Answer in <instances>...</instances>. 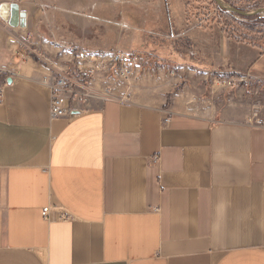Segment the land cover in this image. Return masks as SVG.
Returning <instances> with one entry per match:
<instances>
[{"label":"crops","instance_id":"obj_1","mask_svg":"<svg viewBox=\"0 0 264 264\" xmlns=\"http://www.w3.org/2000/svg\"><path fill=\"white\" fill-rule=\"evenodd\" d=\"M2 3L25 16L0 17V264H264V128L248 123L264 116V44L212 25L154 28L181 37V53L131 86L100 78L111 95L72 98L74 112L52 118L50 82L76 73L79 50L139 54L144 6L150 24L180 25L184 6ZM223 77L239 83L213 89Z\"/></svg>","mask_w":264,"mask_h":264},{"label":"built area","instance_id":"obj_2","mask_svg":"<svg viewBox=\"0 0 264 264\" xmlns=\"http://www.w3.org/2000/svg\"><path fill=\"white\" fill-rule=\"evenodd\" d=\"M142 58L132 51H112L106 53L88 52L79 50L76 53V73L69 74L67 71L57 73L50 82L49 113L52 118H67L75 110L71 99L78 103L87 98L99 96L100 93L111 95V84L109 82L100 86L101 78L123 82L131 86L134 72L141 71ZM234 84L232 79H215L212 83L213 89L224 88ZM130 92H121L120 99L127 100ZM253 126L264 128V116L256 113L248 119ZM158 158L153 157V162ZM47 210H44V214Z\"/></svg>","mask_w":264,"mask_h":264},{"label":"rangeland","instance_id":"obj_3","mask_svg":"<svg viewBox=\"0 0 264 264\" xmlns=\"http://www.w3.org/2000/svg\"><path fill=\"white\" fill-rule=\"evenodd\" d=\"M172 1H175V3L184 6L183 8L184 13L182 15L183 23L181 25L180 23L178 24L176 22L177 17L176 19L173 18V22H170L171 18L169 17V22L167 24L164 19L163 22H165V24H157L156 22H154V24H150L151 20L152 22L154 21V7L147 8L144 6L143 9L144 18L143 17L140 18L139 14H137V18L135 19L133 18V21L136 23L137 27H141L142 29H144V31L146 30L143 33L144 36H143L142 46H140L139 49H135V51L139 52V55L142 58V63H141L142 69L150 67L152 65H158V64L166 65L167 63L164 60H160L161 58H163V56L164 57L166 56L164 54L171 53V51L174 52L173 48H177V50H179L180 53L182 50V46L184 42L180 36H179L180 38L178 39L174 38L173 40L170 39L155 40L154 28H159L161 31H166L167 28V31L173 32L174 34H178L182 32L185 25L187 26L189 25L193 28H195V26L208 27L212 25L214 27L219 28L223 32V34L227 36L231 34L232 31L231 28L228 29L227 30L228 33H226V31L224 32L222 26L219 24L218 13L215 9L214 4L211 3V1L214 2V0H172ZM223 1L228 3L229 5H232L230 2H233V4H235L234 7L244 10H252L258 7H264V0H258V5L251 2V0H223ZM178 9L179 6H176V10ZM228 13L231 14L234 17V19L235 18L239 20L243 19L242 16L230 12ZM255 16H257V19L255 21L256 22L258 21V23H256L255 25L257 27H263L262 29L261 28H257V29L264 31V15H255ZM231 25L235 26L236 24H231ZM236 27L238 30L237 31L234 30V31L238 32L237 33L238 35L244 36L246 38L251 37V35L254 33L253 29L247 30L245 27H242L240 25L239 27L238 26ZM258 38H260L259 41L261 43H264V33ZM223 78L231 79L232 77H228V78L223 77ZM232 80L234 84L228 87H234L235 85L236 86L238 85L239 81L236 77L232 78ZM260 90L264 91V87Z\"/></svg>","mask_w":264,"mask_h":264},{"label":"trees","instance_id":"obj_4","mask_svg":"<svg viewBox=\"0 0 264 264\" xmlns=\"http://www.w3.org/2000/svg\"><path fill=\"white\" fill-rule=\"evenodd\" d=\"M251 2L258 5V0H251ZM211 3L214 4V6H215V9L218 13V18H219L218 22L222 26L223 31L224 32L226 31V33H228L227 30L230 28L232 29L231 34H229L228 37H231V38L233 37L236 40L248 42L250 44L255 42V41H259L260 38H258V37L261 36L264 33V31L257 29V28L262 29L263 27H257L255 25L256 23H258V21L257 22L255 21L257 19V16L253 15V16L243 17L242 20H239L237 18L234 19V17L231 14H229L226 10H224L219 5H217L215 1L214 2L211 1ZM230 3L233 6H235V4H233V2H230ZM229 23L236 24V25L233 26ZM239 25L242 27H245L247 30L253 29L254 33L251 35V37H247V38L244 36L238 35L237 34L238 32H236L238 30L236 26L239 27ZM234 30H236V31H234ZM262 44H264V43H262Z\"/></svg>","mask_w":264,"mask_h":264},{"label":"water","instance_id":"obj_5","mask_svg":"<svg viewBox=\"0 0 264 264\" xmlns=\"http://www.w3.org/2000/svg\"><path fill=\"white\" fill-rule=\"evenodd\" d=\"M214 1L224 10L242 17H248L253 15H264V7H258L252 10H244L229 5L223 0H214ZM24 16L25 13L19 11V7L17 3H2L0 5L1 19L6 21L12 27H17L19 25H22ZM8 82H10V78L8 79Z\"/></svg>","mask_w":264,"mask_h":264}]
</instances>
